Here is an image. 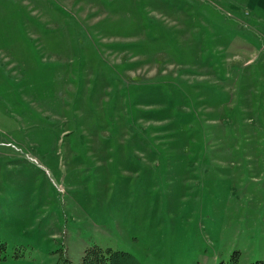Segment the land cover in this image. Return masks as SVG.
Returning <instances> with one entry per match:
<instances>
[{"label": "rangeland", "instance_id": "1", "mask_svg": "<svg viewBox=\"0 0 264 264\" xmlns=\"http://www.w3.org/2000/svg\"><path fill=\"white\" fill-rule=\"evenodd\" d=\"M249 5L0 0L1 264H79L94 245L144 264L264 259Z\"/></svg>", "mask_w": 264, "mask_h": 264}, {"label": "trees", "instance_id": "2", "mask_svg": "<svg viewBox=\"0 0 264 264\" xmlns=\"http://www.w3.org/2000/svg\"><path fill=\"white\" fill-rule=\"evenodd\" d=\"M7 245L0 241V264L6 259ZM58 264H75L68 258H64ZM79 264H144L133 253L113 248H103L98 245L88 247ZM250 264H264V259L256 260Z\"/></svg>", "mask_w": 264, "mask_h": 264}, {"label": "crops", "instance_id": "3", "mask_svg": "<svg viewBox=\"0 0 264 264\" xmlns=\"http://www.w3.org/2000/svg\"><path fill=\"white\" fill-rule=\"evenodd\" d=\"M210 3L213 4L212 2H210ZM249 4H250L249 7H247L248 9L246 8V6L243 7V8H246V10H247L246 14H250V17L252 18L253 22L257 26L261 27V25L264 24V15L260 14V13L264 14V0H249ZM212 7L214 9H216L214 14L220 13V14L225 15V16H226V14L223 11H219L217 8H229L228 6H223V7L222 6H216L215 4H213ZM237 8H242V5L241 6L237 5ZM231 19L233 20V18H231ZM210 26L213 28L212 31H216V32L218 31V29L222 30L223 32L224 31L231 32V31H234L236 28V27L233 28L234 24H231V27L228 30H224V28H222V26H220L215 21H213V19H210ZM236 29H237V31H239L238 28H236ZM250 41H252V40H250Z\"/></svg>", "mask_w": 264, "mask_h": 264}, {"label": "built area", "instance_id": "4", "mask_svg": "<svg viewBox=\"0 0 264 264\" xmlns=\"http://www.w3.org/2000/svg\"><path fill=\"white\" fill-rule=\"evenodd\" d=\"M30 157V159L32 160V161H34V162H38V159L37 158H35V157H32V156H29Z\"/></svg>", "mask_w": 264, "mask_h": 264}]
</instances>
